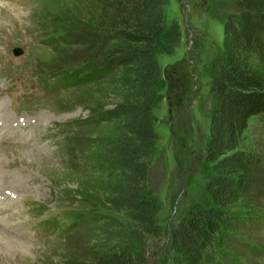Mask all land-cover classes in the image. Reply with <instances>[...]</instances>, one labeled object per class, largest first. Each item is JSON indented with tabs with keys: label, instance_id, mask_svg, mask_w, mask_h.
Wrapping results in <instances>:
<instances>
[{
	"label": "rangeland",
	"instance_id": "obj_1",
	"mask_svg": "<svg viewBox=\"0 0 264 264\" xmlns=\"http://www.w3.org/2000/svg\"><path fill=\"white\" fill-rule=\"evenodd\" d=\"M236 1L169 0L166 7V37L158 54L163 87L154 110L158 142L147 177L150 197L161 205L164 235L148 238L145 251L152 264H173L172 228L201 202L213 76L225 57L224 26L235 15ZM95 3L0 0V124L8 120L25 127L0 134V186L10 190L7 203H13L0 212V264L76 262L71 257L79 238H66L65 232L90 211L84 206L90 198L84 157L90 140L111 132V125L91 112L109 109L112 98L105 83L71 88L56 82L63 73L87 74L105 63L97 38L80 19L83 7L93 10ZM195 54L213 62L208 71L199 69V88L191 96L189 63ZM242 148L263 164L255 192L240 209L256 222L234 235L231 255L237 264H264V115L251 120ZM216 257L219 264L229 263Z\"/></svg>",
	"mask_w": 264,
	"mask_h": 264
},
{
	"label": "trees",
	"instance_id": "obj_2",
	"mask_svg": "<svg viewBox=\"0 0 264 264\" xmlns=\"http://www.w3.org/2000/svg\"><path fill=\"white\" fill-rule=\"evenodd\" d=\"M94 1L96 7H83L80 19L97 38L105 63L87 74L63 73L56 83L71 88L105 83L112 104L91 114L110 124L111 132L90 140L83 161L90 196L84 206L90 211L75 219L65 237L79 238L74 264H152L148 238L161 239L164 227L147 177L158 142L154 110L163 87L158 54L169 0ZM234 14L224 26L225 57L213 76L206 182L201 202L172 228L173 264H219L217 255L237 264L231 255L234 235L256 222L240 209L255 192L263 161L242 148V141L251 120L264 115V0H237Z\"/></svg>",
	"mask_w": 264,
	"mask_h": 264
},
{
	"label": "flooded vegetation",
	"instance_id": "obj_3",
	"mask_svg": "<svg viewBox=\"0 0 264 264\" xmlns=\"http://www.w3.org/2000/svg\"><path fill=\"white\" fill-rule=\"evenodd\" d=\"M196 56L191 58L192 60L190 61L189 65H190V75H191V80H192V90L190 92L191 96H194L196 93V90L199 88V83L201 80V75L198 71H200L199 69H203V71H208L209 67H211L213 60L210 59V57H204L202 56L201 58L199 57V55L195 54ZM209 60L211 61V63L209 62ZM194 104V102H193ZM187 106H185L186 108ZM193 106H188L187 109H185V111H187L189 108H192Z\"/></svg>",
	"mask_w": 264,
	"mask_h": 264
},
{
	"label": "bare ground",
	"instance_id": "obj_4",
	"mask_svg": "<svg viewBox=\"0 0 264 264\" xmlns=\"http://www.w3.org/2000/svg\"><path fill=\"white\" fill-rule=\"evenodd\" d=\"M14 124H15V122H8V120H6V122H4V124L2 126V129L0 128V134L4 135L3 132H7L8 128H10V127H17ZM11 131H14V130H11ZM0 190H1L0 191V199H7V201H9V198H10L9 192H10V190H7V187H4V186H0ZM0 204L2 205V204H5V203H4L3 200H0ZM5 209H8V207L6 205L0 206V211H3Z\"/></svg>",
	"mask_w": 264,
	"mask_h": 264
},
{
	"label": "water",
	"instance_id": "obj_5",
	"mask_svg": "<svg viewBox=\"0 0 264 264\" xmlns=\"http://www.w3.org/2000/svg\"><path fill=\"white\" fill-rule=\"evenodd\" d=\"M16 53H17V54H21L22 51L19 49V50H16Z\"/></svg>",
	"mask_w": 264,
	"mask_h": 264
}]
</instances>
